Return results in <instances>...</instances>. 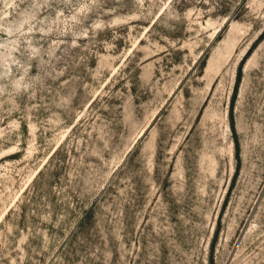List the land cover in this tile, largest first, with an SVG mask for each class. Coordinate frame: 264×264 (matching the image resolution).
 Wrapping results in <instances>:
<instances>
[{"label":"rangeland","instance_id":"1","mask_svg":"<svg viewBox=\"0 0 264 264\" xmlns=\"http://www.w3.org/2000/svg\"><path fill=\"white\" fill-rule=\"evenodd\" d=\"M0 264H264V0H0Z\"/></svg>","mask_w":264,"mask_h":264},{"label":"trees","instance_id":"2","mask_svg":"<svg viewBox=\"0 0 264 264\" xmlns=\"http://www.w3.org/2000/svg\"><path fill=\"white\" fill-rule=\"evenodd\" d=\"M239 79H240V75H238V81H239Z\"/></svg>","mask_w":264,"mask_h":264}]
</instances>
